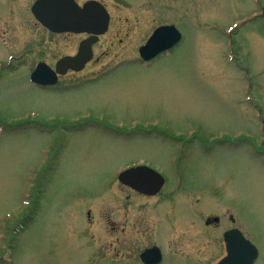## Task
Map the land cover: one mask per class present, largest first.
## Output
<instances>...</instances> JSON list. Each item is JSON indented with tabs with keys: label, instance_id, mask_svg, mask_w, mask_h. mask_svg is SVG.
I'll return each instance as SVG.
<instances>
[{
	"label": "rangeland",
	"instance_id": "374dc122",
	"mask_svg": "<svg viewBox=\"0 0 264 264\" xmlns=\"http://www.w3.org/2000/svg\"><path fill=\"white\" fill-rule=\"evenodd\" d=\"M34 1L0 0V264H142L153 245L162 264H217L232 226L264 264V0H100L105 55L78 78L106 77L55 91L30 74L78 37L53 39ZM172 20L179 47L119 65ZM140 164L160 195L119 183Z\"/></svg>",
	"mask_w": 264,
	"mask_h": 264
},
{
	"label": "water",
	"instance_id": "95a60500",
	"mask_svg": "<svg viewBox=\"0 0 264 264\" xmlns=\"http://www.w3.org/2000/svg\"><path fill=\"white\" fill-rule=\"evenodd\" d=\"M31 11L35 18L49 30L57 33L87 32L93 35L81 42L76 57H64L53 71L46 63H39L31 74L35 84L51 85L56 82V72L64 74L68 69L81 70L92 57V45L98 36L107 32L110 16L105 7L97 1H89L80 7L74 0H36ZM181 33L173 26L158 28L140 48L141 56L149 60L162 51L176 45ZM119 180L142 192L156 194L164 184L160 174L146 166L128 169L120 174ZM151 180V182H150ZM228 255L218 264H253L258 256V249L237 229L224 236ZM145 264H158L161 261L160 250L156 247L146 250L141 255Z\"/></svg>",
	"mask_w": 264,
	"mask_h": 264
},
{
	"label": "flooded vegetation",
	"instance_id": "af4514ba",
	"mask_svg": "<svg viewBox=\"0 0 264 264\" xmlns=\"http://www.w3.org/2000/svg\"><path fill=\"white\" fill-rule=\"evenodd\" d=\"M76 3H78L79 5L83 6L86 2L90 1V0H83V1H78V0H75ZM96 1H100V0H96ZM101 2V1H100ZM102 3V2H101ZM152 7V6H151ZM150 8V7H149ZM173 21V20H172ZM168 22V23H163V24H159L158 26H156L150 33V35L146 38V40L138 47V55L137 57H131V58H126V60H123L119 63V65L121 63H136V64H139L141 66H145V67H150L152 62H154L157 58H159L160 56H164L166 54H169L171 53L172 51H174L177 47H179L181 45V43L184 41V38H183V33L182 31L177 27V21H173V22ZM165 22V21H164ZM111 23V22H110ZM41 27H43L45 30H47V32L50 34V36L54 39V37L56 36H65V35H73L75 37H78V40L76 41V45L74 46V51L71 52V53H66V54H62L60 55L54 62V64H50V66L54 69L56 67V63L58 62L59 59L63 58V57H75L78 52H79V47H80V43L89 38L91 35L88 34V33H82V34H74V33H54V32H51L49 31L48 29H46L43 25H41L40 23H38ZM179 24V23H178ZM165 25H171V26H174L176 27L180 33L182 34V38L180 40V42H178L175 46H173L172 48L170 49H167L166 51L160 53L159 55H157L154 59H150V60H144L141 56H140V47L142 45H144L147 40L150 38V36L153 34V32L160 26H165ZM109 29H110V26H109ZM109 29L107 31V33L109 32ZM106 33V34H107ZM105 34V35H106ZM105 35H102L99 37L98 41L92 46V59L85 65V67L81 70V71H76V70H73V69H70L68 71H66L64 74H58V79L55 83V85L53 86H50V87H41L42 89H47V90H50V91H55V90H66V89H78V88H81L84 84H87V83H90L92 85H95L97 83H99L102 79H104L106 76L104 75L106 72V70H102L100 72H95L96 74H94L93 76L91 77H86V78H78L79 75L81 74H84L86 72V69L89 67V66H92V65H97L101 62L103 56L105 55V52H102L101 55L99 54H96L95 52V49L99 46H102V39ZM47 62L45 60H39L38 62ZM75 79V80H73ZM67 80V82H65ZM68 80H72V81H68ZM65 82V83H64ZM243 139V137H242ZM146 165V164H145ZM149 166V165H148ZM151 167V166H150ZM153 168V167H152ZM155 170H157L156 168H154ZM159 173H161L159 170H157ZM162 174V173H161ZM151 182V180H150ZM123 185V184H122ZM165 185H166V179H165V184L162 186L161 190L156 193L155 195L153 194H144L146 192H139L131 187H128L126 185H123L125 188L129 189L130 191H132L135 195L137 196H141V197H144V198H151V197H156L158 195H160L162 192H163V189L165 188ZM117 215L116 218L119 217L118 214H115ZM229 220L231 221L232 224H235L236 221L235 219L232 217V215L230 216ZM212 222H215V223H212ZM205 224L207 226H211V224H217V225H220L221 224V221H220V218L219 217H213L212 218H208L206 219L205 221ZM116 226H114L115 228ZM239 229L241 230L239 227H235V226H232L230 228H228L227 230H225L223 232V236L225 234V232L231 230V229ZM242 231V230H241ZM223 239V242H224V238L222 237ZM155 246V245H153ZM224 246H225V243H224ZM152 247V246H151ZM147 248H150V247H147ZM145 248V249H147ZM144 249V250H145ZM143 250V251H144ZM142 251V252H143ZM225 253H226V246H225ZM162 254H163V260L165 258V254L163 253V250H162ZM140 258V256H139ZM258 260V259H257ZM142 263V262H141ZM143 264V263H142ZM162 264V263H161Z\"/></svg>",
	"mask_w": 264,
	"mask_h": 264
}]
</instances>
